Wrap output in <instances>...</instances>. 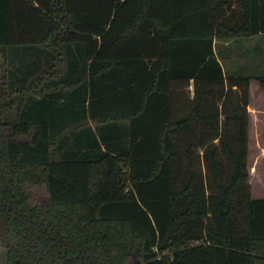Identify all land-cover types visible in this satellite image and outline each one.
I'll return each instance as SVG.
<instances>
[{"label": "trees", "instance_id": "obj_1", "mask_svg": "<svg viewBox=\"0 0 264 264\" xmlns=\"http://www.w3.org/2000/svg\"><path fill=\"white\" fill-rule=\"evenodd\" d=\"M261 32L264 0H0L8 264H264L252 76L214 46Z\"/></svg>", "mask_w": 264, "mask_h": 264}, {"label": "rangeland", "instance_id": "obj_2", "mask_svg": "<svg viewBox=\"0 0 264 264\" xmlns=\"http://www.w3.org/2000/svg\"><path fill=\"white\" fill-rule=\"evenodd\" d=\"M255 39H263L257 36ZM252 43V42H251ZM264 48V47H263ZM256 51L254 47L253 60L249 63L248 73L264 75V49ZM10 52L7 47L0 46V82L6 80V71L10 68ZM227 75L231 67L225 63ZM251 84L250 124H249V154L247 166L250 172L249 183L253 197H264V89L256 80ZM193 95V86L186 88ZM24 138V137H23ZM0 264H8L5 246L0 245Z\"/></svg>", "mask_w": 264, "mask_h": 264}, {"label": "crops", "instance_id": "obj_3", "mask_svg": "<svg viewBox=\"0 0 264 264\" xmlns=\"http://www.w3.org/2000/svg\"><path fill=\"white\" fill-rule=\"evenodd\" d=\"M233 7H237L234 3ZM257 36H263V39H255ZM252 42V43H251ZM216 54L223 64L225 73H227L225 63L231 67L229 74L233 75H249L252 76L250 81V100H251V84L252 82H259L258 75L248 73L249 63L253 60V51L256 47V51L264 49V32L255 35H245L240 37L220 38L216 37L214 41ZM259 52V53H260ZM264 77V75H261ZM250 107V103L248 105Z\"/></svg>", "mask_w": 264, "mask_h": 264}]
</instances>
